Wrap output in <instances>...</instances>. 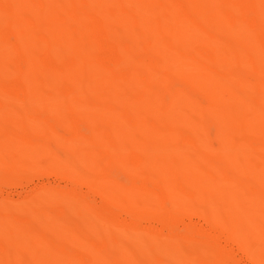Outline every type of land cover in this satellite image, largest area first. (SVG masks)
Wrapping results in <instances>:
<instances>
[{
  "label": "bare ground",
  "instance_id": "6f19581e",
  "mask_svg": "<svg viewBox=\"0 0 264 264\" xmlns=\"http://www.w3.org/2000/svg\"><path fill=\"white\" fill-rule=\"evenodd\" d=\"M0 264H264V0H0Z\"/></svg>",
  "mask_w": 264,
  "mask_h": 264
},
{
  "label": "rangeland",
  "instance_id": "374dc122",
  "mask_svg": "<svg viewBox=\"0 0 264 264\" xmlns=\"http://www.w3.org/2000/svg\"><path fill=\"white\" fill-rule=\"evenodd\" d=\"M6 190L9 192V191H13V192H11V193H13V194H16L17 192H19L21 189H20V187H7L6 188Z\"/></svg>",
  "mask_w": 264,
  "mask_h": 264
}]
</instances>
